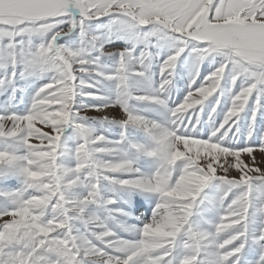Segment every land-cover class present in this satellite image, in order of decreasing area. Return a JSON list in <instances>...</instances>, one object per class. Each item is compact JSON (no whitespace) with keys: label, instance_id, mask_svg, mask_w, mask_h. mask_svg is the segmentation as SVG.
Listing matches in <instances>:
<instances>
[{"label":"snow or ice","instance_id":"obj_1","mask_svg":"<svg viewBox=\"0 0 264 264\" xmlns=\"http://www.w3.org/2000/svg\"><path fill=\"white\" fill-rule=\"evenodd\" d=\"M0 264H264V0H0Z\"/></svg>","mask_w":264,"mask_h":264},{"label":"rangeland","instance_id":"obj_2","mask_svg":"<svg viewBox=\"0 0 264 264\" xmlns=\"http://www.w3.org/2000/svg\"><path fill=\"white\" fill-rule=\"evenodd\" d=\"M257 159H260L259 155L257 156Z\"/></svg>","mask_w":264,"mask_h":264}]
</instances>
